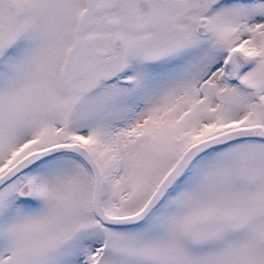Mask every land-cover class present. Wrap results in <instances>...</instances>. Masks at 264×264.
<instances>
[{
	"label": "snow or ice",
	"instance_id": "obj_1",
	"mask_svg": "<svg viewBox=\"0 0 264 264\" xmlns=\"http://www.w3.org/2000/svg\"><path fill=\"white\" fill-rule=\"evenodd\" d=\"M0 264H264V0H0Z\"/></svg>",
	"mask_w": 264,
	"mask_h": 264
}]
</instances>
